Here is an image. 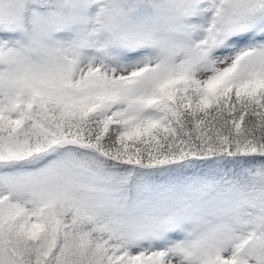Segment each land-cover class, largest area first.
Returning <instances> with one entry per match:
<instances>
[{"label":"snow or ice","instance_id":"snow-or-ice-1","mask_svg":"<svg viewBox=\"0 0 264 264\" xmlns=\"http://www.w3.org/2000/svg\"><path fill=\"white\" fill-rule=\"evenodd\" d=\"M0 264H264V0H0Z\"/></svg>","mask_w":264,"mask_h":264}]
</instances>
